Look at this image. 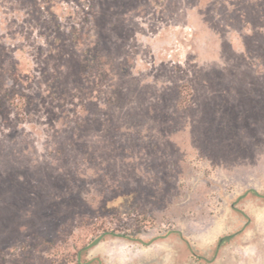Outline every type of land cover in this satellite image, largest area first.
<instances>
[{
    "label": "rangeland",
    "instance_id": "1",
    "mask_svg": "<svg viewBox=\"0 0 264 264\" xmlns=\"http://www.w3.org/2000/svg\"><path fill=\"white\" fill-rule=\"evenodd\" d=\"M0 264H264V0H0Z\"/></svg>",
    "mask_w": 264,
    "mask_h": 264
},
{
    "label": "trees",
    "instance_id": "2",
    "mask_svg": "<svg viewBox=\"0 0 264 264\" xmlns=\"http://www.w3.org/2000/svg\"><path fill=\"white\" fill-rule=\"evenodd\" d=\"M105 234L109 233V232H104ZM110 234H114L113 232H110ZM224 240H221L219 243H222Z\"/></svg>",
    "mask_w": 264,
    "mask_h": 264
}]
</instances>
